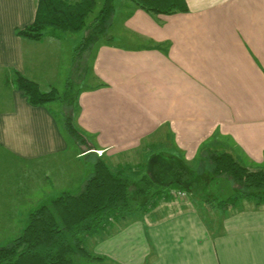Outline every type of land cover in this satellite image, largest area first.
<instances>
[{
  "label": "crops",
  "instance_id": "obj_1",
  "mask_svg": "<svg viewBox=\"0 0 264 264\" xmlns=\"http://www.w3.org/2000/svg\"><path fill=\"white\" fill-rule=\"evenodd\" d=\"M186 1L188 13L131 11L121 37L133 32L142 44L100 46L94 73L108 87L80 95L78 126L117 169L142 163L159 139L191 166L216 140L264 169V0ZM36 11V0H0V246L18 235L25 212L80 187L87 170L63 134L61 103L32 106L15 86L18 72L44 92L65 88L72 71L74 51L65 59L56 36L16 35ZM231 209L164 200L108 224L90 249L108 259L101 264H264V205Z\"/></svg>",
  "mask_w": 264,
  "mask_h": 264
},
{
  "label": "trees",
  "instance_id": "obj_2",
  "mask_svg": "<svg viewBox=\"0 0 264 264\" xmlns=\"http://www.w3.org/2000/svg\"><path fill=\"white\" fill-rule=\"evenodd\" d=\"M36 2L33 23L17 29L18 37L38 43L50 35L55 37L57 32L82 34V38L74 48L72 71L63 93L56 88L44 92L38 83L18 72H14L15 86L32 106L61 103L63 134L71 145L85 154L92 173L80 187L59 192L25 212L27 215L22 217L28 221L19 234L0 246V264L105 263L106 257L91 251V237L106 229L108 224L149 211L164 200H176L173 193L186 195L178 200L190 199L198 206L207 203L222 213L240 206L245 200L264 205V169H251L241 164L233 153L214 146L216 140L207 144L199 157L200 162L192 166L176 151L175 143L165 141L150 144L152 148L143 155L144 161L136 165L142 171L138 179L133 164H124L115 170L110 167L105 157L95 153L98 150L95 138L80 129L77 118L80 95L87 90L108 87L95 75L94 62L103 45H100L102 37L111 29L116 13L115 0ZM132 2L152 18L189 12L186 0ZM111 39L112 43L105 44H114V38ZM82 83L85 86L74 91L76 84ZM152 149L159 151L149 155ZM206 189L208 193L204 192Z\"/></svg>",
  "mask_w": 264,
  "mask_h": 264
},
{
  "label": "rangeland",
  "instance_id": "obj_3",
  "mask_svg": "<svg viewBox=\"0 0 264 264\" xmlns=\"http://www.w3.org/2000/svg\"><path fill=\"white\" fill-rule=\"evenodd\" d=\"M100 1L102 2V0H100ZM115 6H116V13L114 14V16H113V18L111 20V29L109 30L108 34H106L105 36L102 37L100 45L101 44H105V43H112L113 39L109 40L110 38H114V42L116 44L123 45V46H131V45H140V44H142L143 41L140 40V36L134 34L133 32L129 33V35H128L129 38L122 39V37H121V34L127 33V31H125V27H124L126 16L128 14H130L131 11L135 12L136 10H138L136 5L132 2V0H115ZM133 12H131V13H133ZM55 35L58 38V39L56 38L57 39V47L60 48L62 51H64V58L65 59H66V53H70V52L74 51L75 46L80 44L81 38H82V34L73 35V34H65V33L63 34V33L57 32ZM50 37H51V35L48 36V39L52 38V37L51 38ZM94 52H96V49H95ZM62 84L58 85L57 88H56L61 93H63L65 91V88L63 87ZM84 86H85V83L76 84V86L74 88V91L77 90L78 88H83ZM93 137L95 138L96 144H98L97 143V138L95 136H93ZM155 141L159 142L160 139L159 140H155ZM148 146H149V144H147L144 147V149L146 147H148ZM74 148H75V146H74ZM158 151H159V149H156V150L152 149L151 152L149 153V155H152L153 153L158 152ZM77 152H78V156L81 158V161L83 159V161H84V163H85V165L87 167V170L85 172V178H86V177L89 176L90 172L92 173L91 165H89V163L86 161V158L84 156L85 154H83L79 150ZM95 153H97L99 156L105 157V159H106L107 163L110 165V167H112L114 170L117 169L116 166H115V165H117V163H114L115 162L114 160L113 161L110 160V158H108L106 156V152H103L102 150L98 149ZM74 156H75V154H74ZM89 159H90V157H87V160H89ZM131 161H133V159ZM132 164H133L134 170L137 169V172H138L137 174L133 173V175L135 174V176H137L136 179H138L139 175L142 173V171L138 170V167L136 166L137 165L136 163H132ZM128 174L130 175V173H128ZM133 175H132V177H133ZM133 189H134V187H131V190H133ZM198 196H196V197H198ZM191 198H193V197H191ZM171 203H177V204L183 203L184 204V203H186V201H181V200L176 199V200H172ZM151 210L152 209L150 208V211ZM21 221H22L21 226H23L24 224L27 223L28 220L26 219V217H22ZM121 221L124 222V220H119L117 222V224H120ZM127 222L128 221H125L123 223V225L126 224ZM100 234H103V233L100 232ZM11 238H13V235H11L8 240H10ZM1 243H3V242H1ZM3 244H6V243L4 242Z\"/></svg>",
  "mask_w": 264,
  "mask_h": 264
},
{
  "label": "built area",
  "instance_id": "obj_4",
  "mask_svg": "<svg viewBox=\"0 0 264 264\" xmlns=\"http://www.w3.org/2000/svg\"><path fill=\"white\" fill-rule=\"evenodd\" d=\"M174 197L177 199V198H180V199H184L186 197V195L184 193H173Z\"/></svg>",
  "mask_w": 264,
  "mask_h": 264
}]
</instances>
